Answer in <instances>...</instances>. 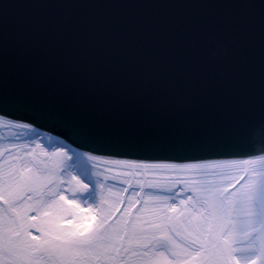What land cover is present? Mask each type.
Segmentation results:
<instances>
[{
	"label": "snow or ice",
	"instance_id": "snow-or-ice-1",
	"mask_svg": "<svg viewBox=\"0 0 264 264\" xmlns=\"http://www.w3.org/2000/svg\"><path fill=\"white\" fill-rule=\"evenodd\" d=\"M225 6L259 8L228 46L199 19L12 29L0 7V128L26 130L0 136V264H264V0ZM200 52L229 61L211 84ZM235 114L254 118L221 137ZM162 148L230 158L117 159Z\"/></svg>",
	"mask_w": 264,
	"mask_h": 264
},
{
	"label": "water",
	"instance_id": "water-1",
	"mask_svg": "<svg viewBox=\"0 0 264 264\" xmlns=\"http://www.w3.org/2000/svg\"><path fill=\"white\" fill-rule=\"evenodd\" d=\"M261 0H0V7L6 8L7 22L10 28H19L31 21L47 22L49 18L56 20H114L132 21L136 23L150 22L160 26L173 22L176 19H199L208 27L214 28V41L228 46L235 39L229 30L227 21L238 14H245L256 20L258 25V7H231L225 5L252 4L258 5ZM205 5L191 7L189 5ZM48 5H53L48 7ZM56 5H71L58 7ZM255 57L258 65L259 45H255ZM194 65L200 76L211 84L219 76L221 70H226L230 65L222 53L209 57L203 52L197 53ZM254 118V114L229 115L223 120L219 129L215 130L221 137L227 138L242 126L245 120ZM41 130L51 133L77 147L66 128L54 124L38 125ZM264 147V144L261 145ZM254 145L250 144L249 148ZM83 150V149H80ZM145 158L149 160L167 159L173 163H188L191 160L185 157H207L211 159H228L223 155H210L205 151L174 150L162 148L157 150L136 153L132 156L117 158Z\"/></svg>",
	"mask_w": 264,
	"mask_h": 264
},
{
	"label": "rangeland",
	"instance_id": "rangeland-1",
	"mask_svg": "<svg viewBox=\"0 0 264 264\" xmlns=\"http://www.w3.org/2000/svg\"><path fill=\"white\" fill-rule=\"evenodd\" d=\"M25 131L26 130H24V129L10 128V127H2V128H0V136L5 137V140L3 141V143H7L9 139H12L13 137H15L17 135H20L21 141H23L24 139H26V137L23 135V133ZM40 135L43 137L42 143L44 145H49V146H51V145H58L61 142H63V144L65 146H69L65 141L61 140L58 137H55V136L53 137V135L46 134V133L41 132V131H40ZM70 148H71V146H70ZM98 169L102 171L103 170V165H99L98 166ZM96 179H97V177H92L91 180H88V182L90 184H92L94 191L96 189V185H95V180ZM99 179L102 180L103 178L102 177H99ZM145 191L147 192L148 190L146 189ZM141 195H144V193H142ZM94 199H95V197H94Z\"/></svg>",
	"mask_w": 264,
	"mask_h": 264
},
{
	"label": "bare ground",
	"instance_id": "bare-ground-1",
	"mask_svg": "<svg viewBox=\"0 0 264 264\" xmlns=\"http://www.w3.org/2000/svg\"><path fill=\"white\" fill-rule=\"evenodd\" d=\"M117 159H124V158H117ZM173 163V162H172Z\"/></svg>",
	"mask_w": 264,
	"mask_h": 264
}]
</instances>
